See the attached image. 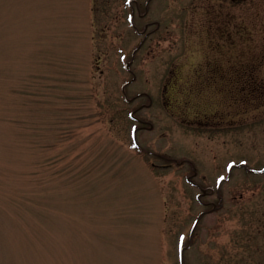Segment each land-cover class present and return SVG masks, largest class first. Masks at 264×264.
I'll return each mask as SVG.
<instances>
[{
	"label": "rangeland",
	"instance_id": "obj_1",
	"mask_svg": "<svg viewBox=\"0 0 264 264\" xmlns=\"http://www.w3.org/2000/svg\"><path fill=\"white\" fill-rule=\"evenodd\" d=\"M0 264H264V0H0Z\"/></svg>",
	"mask_w": 264,
	"mask_h": 264
}]
</instances>
